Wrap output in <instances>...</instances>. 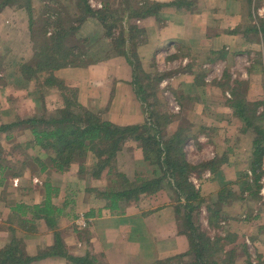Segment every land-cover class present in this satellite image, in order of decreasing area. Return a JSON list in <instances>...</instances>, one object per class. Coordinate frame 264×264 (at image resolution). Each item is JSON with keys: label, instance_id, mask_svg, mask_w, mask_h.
Wrapping results in <instances>:
<instances>
[{"label": "crops", "instance_id": "crops-1", "mask_svg": "<svg viewBox=\"0 0 264 264\" xmlns=\"http://www.w3.org/2000/svg\"><path fill=\"white\" fill-rule=\"evenodd\" d=\"M34 1L38 0H32L33 12ZM152 1L171 4L176 0ZM180 1L182 6L161 11L159 20L149 17L140 21V28L146 31L147 39L139 51L146 61L142 60L149 62L150 66L167 62L178 68L170 80L175 94L173 97L177 106L183 111L188 110L190 124L186 128L194 133H197L194 129L199 127L200 130L194 139L196 150L200 153L193 151L196 154L192 155L194 160L188 158L191 164L213 160L218 163L214 172L206 169L197 173L198 187H201L204 200L202 214L206 216L205 225H208L209 209L217 203L221 221L230 223L231 231L236 233L233 234L234 239L238 237L240 241L252 242L254 257L264 264V201L253 199L254 195L258 196L254 188L248 186L249 193L241 190L245 185L246 172L252 168L254 139L251 140L244 130V123L235 117L232 107L235 99L243 108L249 106L252 109L254 103L257 104V112L264 104V0ZM42 3L40 11L46 13L49 0H42ZM4 14L16 17L17 25L10 42L27 59L20 62L29 61L34 57L29 35L30 18L26 24L24 12L11 8L3 10ZM97 23L90 19L82 30L86 32L91 25L92 33L96 31ZM5 66L0 61V126L38 114L41 105V96L35 84H28L26 88L1 84L7 80ZM98 69V66L78 69V74L77 70L62 69L55 75L69 86L79 88L80 101L85 104V98L92 102L107 95L106 87L109 85L107 81L97 79ZM81 72L88 84L80 81L84 78L80 76ZM122 89L119 84L112 87L108 103L112 100L114 104V93H123ZM184 98L188 102L185 106ZM45 105L50 111L61 109L62 97L51 90L46 95ZM20 135L27 141L32 139L29 131L17 135L13 143H7L3 138L4 150L6 145L11 147L26 143L21 142L24 140L22 137L19 139ZM207 138L209 146L213 144L217 151H204ZM218 144L222 148L218 149ZM201 152L203 154L199 157ZM28 157L29 154L14 157L10 153L5 156L10 166L0 172V251L17 241L29 257H35L55 245L54 231L44 220L32 221L30 213L22 216L16 212L22 205L32 207L42 204L47 195L46 185L50 184L58 191L52 202L58 210H62L56 230L61 234L68 255L83 257L88 253L102 264H156L189 252V238L180 234L175 210L178 203H173L169 195L158 193L150 199L143 196L137 204L126 206L124 212L114 213L106 209L104 201L96 197H90L88 201L84 194H80L82 203L76 205L81 213L77 214L75 196H71L85 184L79 179V165H73L64 174L49 171L32 174L22 163ZM14 173L17 175L14 176ZM225 191V196L219 195ZM91 212L94 217L87 220L83 214ZM238 214L250 218V222L238 223L242 218ZM81 218L86 219L85 228L79 226ZM32 264L69 263L64 257L55 256ZM236 264H246L245 259L238 258Z\"/></svg>", "mask_w": 264, "mask_h": 264}, {"label": "trees", "instance_id": "trees-1", "mask_svg": "<svg viewBox=\"0 0 264 264\" xmlns=\"http://www.w3.org/2000/svg\"><path fill=\"white\" fill-rule=\"evenodd\" d=\"M78 1L76 6L81 11V16L77 20H70L69 17L65 20L62 14L49 8L50 4L47 6V12L44 14L46 20H43L41 28L36 30L33 23L30 26L34 58L22 66L20 74L38 88L41 96L40 112L0 126V172L10 166L5 156L8 157L11 152H5L3 137L7 143H13L17 135L29 131L32 137L30 142L15 144L13 150L33 153V156L22 162L32 174L48 171L64 174L69 172L73 165H79L81 175L89 173L94 180L103 179L114 184L113 190L110 189L108 193L102 194L104 199L109 201L106 209L114 213L123 210L124 206L128 208L132 204H137L143 195H155L164 188L171 190L172 196H175V201L178 203L176 213L180 234L188 236L190 249L184 255L156 264H236L238 255L235 250H227L230 242H234L233 238L212 237L195 221V214L201 212L204 200L200 190L191 182L190 176L193 173L200 174L206 169L214 172L218 163L213 160L198 166L190 164L185 154L188 133L184 134L182 130L174 134L167 132V127L172 122V114L158 112L157 104L160 105L161 101L157 98L158 93L149 92L153 89V83L159 85L162 78L153 79L146 74L141 76L142 67L137 48L141 43L138 39L142 37L144 31L137 25L128 24V19L134 17L139 19L155 17L159 20L161 11L180 6L181 1L161 4L145 0L144 8L135 10L128 0H122L120 9L114 11L107 10V2H104L105 10L102 11L92 9L89 0ZM7 7L26 9L32 17L34 16L32 0H0V11ZM89 17L99 19L108 30L109 37L113 35L111 27H119L115 50L133 67L134 91L138 100L144 104V112L147 115L144 123L120 126L104 120L98 113L85 109L80 104L78 89L70 87L66 81L56 77L58 70L87 66L84 60L87 53L85 54L82 48L84 44L82 42L85 41L77 40L76 36ZM109 21L115 26H110ZM51 90L58 92L63 100V108L54 113L49 112L45 105L46 95ZM232 104L235 117L245 123L247 128H253L256 134L254 160L251 166L255 173V188L259 192L263 176L261 169L264 157V114H257L258 105L255 103L252 109L249 106L243 108L238 99ZM129 141L139 143L138 149L142 152L140 155L143 159L139 165L145 166L148 173L143 176L136 171L134 182L118 170V155L124 152ZM90 155L94 157V163L88 166ZM12 168L17 169L14 166ZM13 175L16 176L17 173ZM46 192L42 204L32 207L22 205L16 209V212L22 216L30 213L32 221L44 220L50 230L54 231L55 245L35 257H29L16 241L13 246L0 251V264H32L34 261L55 256L64 257L69 264H102L88 253L83 257L67 254L61 234L56 230L57 219L62 210H58L52 203L58 191L47 184ZM220 212L218 204L209 209L208 221L213 228L221 221ZM84 216L89 220L94 217V213ZM241 247H246L245 242L241 243ZM243 250L247 264H252L248 251L246 248ZM219 254H223L225 258L216 260L214 257ZM188 256L192 257L190 263L186 262Z\"/></svg>", "mask_w": 264, "mask_h": 264}, {"label": "rangeland", "instance_id": "rangeland-1", "mask_svg": "<svg viewBox=\"0 0 264 264\" xmlns=\"http://www.w3.org/2000/svg\"><path fill=\"white\" fill-rule=\"evenodd\" d=\"M77 1L78 0H49V4H51V6L49 8H52L54 12L57 11L59 14H62V17L65 18V20H68L67 17H69L70 20H77L81 16V11L78 10V8L76 6ZM144 1L145 0H128L130 6L135 10H140V9L144 8ZM148 1L149 2H156V1H152V0H148ZM177 1H180V0H176L175 2H177ZM104 2L108 3L107 10L111 9L113 11L116 9H120L119 5L122 4V0H89V4H90L91 8L94 10L104 11L105 10ZM41 6H43L42 0L41 1H39V0L34 1L35 9L33 12V14H34L33 17L30 15L28 10L23 9V8L7 7V9L11 8V9H15V10H21L25 14L24 15L25 16V23L27 24L26 20L29 21V18H30V22H29L30 24L29 25L31 26V24L33 23V25H35L36 30H39L42 26L43 20H46L45 19L46 16H44L45 13H42V11H40ZM180 6H182V2H180ZM177 7H179V6H177ZM5 9H3V10H5ZM3 10L0 11V61L3 64H6V66H5L6 67V73L5 72L4 73L6 75L7 80H6V82L4 81V83H6L7 86L12 85V87H14V88H16V87L26 88V87H28V84H34V83H30V82L26 81L25 79H23V77L20 74L21 68L27 62L32 61V59L34 57H32L31 59L29 58V61H27V62H25V61L20 62L22 60H27V59H26V57H24L23 55L18 53L16 46L13 44V42H10L12 36L14 35V32H13L15 30L14 27L17 25L16 17L13 15H7V14L2 15ZM90 19H94V20L98 21V23H97L98 27L96 28V31H93L91 33V31H90L91 25H89L88 28L85 30L86 32H84L82 30L83 25ZM141 20H144V19H139L137 17H134L132 19H128V24L137 25L140 28L141 25L139 23ZM125 22H126V20H125ZM109 24H110V26L114 25L111 21H109ZM83 25L81 26L79 32L77 33L76 39L81 41V42L85 41V42H82V43H84L82 48H83L85 54L87 53V57L84 59L86 61L87 66L69 67V68H64V69H70V70H73L74 72L77 70L76 72L78 74L79 73L78 69L84 70V69L92 68L94 66H98L100 69H98L97 79L101 80L103 82L107 81L106 83H108L107 85H109V86L106 87L107 95L104 94L99 99H95V101L93 100L92 102H89L88 98L87 99L85 98V100H84L85 104H83L80 101V97H79L80 104H82L85 109H88V110H91L92 112L98 113L104 120L111 121L112 123H115V124L120 125V126H128V125L130 126V125H136V124L144 123V121L147 118V115L144 112V109H145L144 104L138 100V97L134 91V87L132 84V83H134V80H135L133 67L129 64L128 60L125 57L120 56L118 54V52L115 50V48H116L115 39L118 38V36H119V31H120L119 27H117L115 25H114L115 27H111L113 35H112V37H109L108 36V30L103 26L102 22L97 18L89 17L83 23ZM140 29H142V28H140ZM142 30L144 31V29H142ZM84 33H88V35H85ZM27 34H29V33H27ZM29 35H30V40L32 42V47L34 50V43L32 41V33H30ZM146 39H147L146 31H144L142 34V37H140L138 39L141 43L139 44V46L137 48V55L139 57L141 67H142L141 68L142 69L141 76L143 77V75L146 74V75L151 76L153 79L155 77L156 78H162L159 85L155 84L156 82L153 83V85H154L152 87L153 89L149 92L154 93V91L155 92L157 91V93H158L157 98H158V100H161L160 105H158L156 103L158 112H160V113L170 112L172 114V122L168 125L167 132L170 134H174L176 131L178 132V130H182V132H185L184 134L188 133L187 134L188 139H187L186 145H185V154H186L187 161L191 164L189 159L191 160V158H192V160H194L192 157V155H196V154H194V152L200 153V151L196 150V148H197V146L195 144L196 140H194L195 138H197V134H199L198 132H200V130L198 127L197 129H194V130H196L195 132H197V133H194L193 130H188L186 128V126H188V124H190L189 123L190 121L188 119L189 118V113L187 112L188 110L183 111L182 108L177 106V102L175 101V98L173 97L175 94L172 91L173 88H171V86H170V80L173 78V75L176 72H178V68L175 69L176 66L174 64H167V62H164L162 64H156L154 66H150L149 62H144L146 60L144 58H142L141 51H139V50H141V47L146 42ZM184 53H186V51ZM167 58H170V57H167ZM164 60H165V58H164ZM58 71H60V70H58ZM80 76L84 77V73H82ZM85 79L86 78L84 77V78H81V80L80 79L79 80L81 82H83V84H88V82H86ZM118 84L120 86H122L123 93L121 91L120 92L118 91L119 95H118V92L114 93V94H116V100H115L114 104L112 103V100L110 103H108V101H109L108 98L111 94V88L112 87L114 88V86L116 87V85H118ZM154 88H155V90H154ZM76 89H78V91H79V88H76ZM108 93H109V95H108ZM79 95H80V93H79ZM114 97L115 96L113 95V98ZM152 100H154V98H152ZM184 100H185V98L183 99V101ZM187 103L188 102L184 101L183 105L185 106V104H187ZM47 110H48V108H47ZM48 111L51 113L56 112V110H54V111L48 110ZM258 113L264 114V104L261 105V109L259 110V112H257V114ZM194 126L196 128V125L193 124V128H194ZM245 129H246V132L248 133L249 137L251 138V140L256 138V134H255L253 128H247L246 124L244 123V130ZM191 132H193L194 134H191ZM21 137H22V140H24V141L20 140L21 142H23V143L24 142H26V143L30 142V140L27 141V139L24 138L22 135L19 136V139ZM200 137H201V135H200ZM211 137L215 138L214 135ZM207 139L208 140L204 145L206 147L204 149V151L208 150L209 153L217 151L216 147L213 144H211V146H209V143H208L209 138H207ZM26 143H24V144H26ZM218 145H219L218 149L222 148L221 144H218ZM8 147L9 146L6 145L7 149L5 152L13 153L14 157L15 156L16 157L26 156L25 154H29V156H31L30 154H33L29 151L28 152H24V151H20V150L14 151L13 148L15 147V145H12L9 148ZM138 148H139V143L134 142V141H129L126 144V149L124 150V152H121L117 158L118 170L121 173L125 174L128 177V179H130L131 182H134V177H135L136 171L139 172L140 174H142L143 176L148 174L147 168L145 166L143 167L142 165H139L143 159L140 155V153H142V152ZM202 154L203 153L201 152L199 157H201ZM42 157H43V155H42ZM214 159H216V157ZM90 161H92V163H90ZM88 163L91 165L94 163V157L92 155H90ZM137 166H139V168H137ZM195 166H198V165H195ZM249 170H252V168L251 169L249 168L248 171ZM248 171L246 172L247 176L245 175L247 178L245 177L244 188L241 189L243 192H248V186L251 188H254L256 190L255 184H254V178L252 181L249 180ZM254 176H255V173H254ZM79 179H82L85 182V184H82L80 187V188H83L84 190L78 188V191H75V193H74L75 195L71 196L73 198L75 196L74 201L76 203L74 202V204H75L74 206H76V209L78 208L76 210L77 214L81 213L79 206L76 205V204L82 203V201H81L82 198L79 199L80 194H84L85 200L87 199L89 201L90 197H96L97 200L104 201L106 205L109 204V201L104 199L102 194L108 193L110 191V189L113 190L114 184L110 183L109 181L103 180V179L94 180L89 173L81 175V177H79ZM89 180H91V182H88ZM190 180L196 186L197 189L199 188L198 190L201 189V187H198L199 183L197 181V173H193L190 176ZM246 182H248V183H246ZM261 189H262V185L260 187L259 192L258 191L255 192L258 194V196L254 195L253 199H256V200L259 199V201H261V200L264 201V195L262 194ZM72 192H74V190ZM200 192H201V190H200ZM158 193L159 194L163 193V194L169 195L170 198L172 199V202L175 204L177 203L175 201V196L171 197V195L173 194V193H171V190L164 188L163 190L159 191ZM259 193L261 195H259ZM100 194H101V196H100ZM223 194L225 196L226 191L219 193V195H223ZM69 196H70V194H69ZM143 196H145L147 199H150V198H152L153 195H143ZM243 199H245V198H243ZM248 199H251V198H248ZM215 200H217V199H215ZM125 207L126 206H124V209L122 210L123 212L126 210ZM202 213L203 212L201 209V212L199 214H195V216H196L195 221H196L197 225L204 228V230L206 229V231L209 232L212 237L219 236L223 239H226L227 237L233 238L234 242H230V245L228 246L227 250H235L234 252L238 255V258L245 259L246 264H247V257L244 253L243 248L244 249L246 248L249 255H250V253L252 254V255H250V257H251L250 261L252 264H260L261 263V262L259 263V260L256 259V257H254L255 255H253L254 254V246L252 245V242H248V240H247L246 242H247L248 246L241 247V243L245 242V240L240 241L239 239H237L238 237L236 239H234L233 234H236V233L231 231L230 223H226L225 220H222L221 222L218 223V225L216 227L213 228L212 226L209 225V221H208V225L207 224L205 225L204 218L206 219V216L203 215ZM83 215H85V214H83ZM238 215L240 217L242 216L240 221H237L238 223L243 224V223H241V221L250 222V218L249 219L245 218L244 215H242V214H238ZM80 217H82V215ZM232 224H234V222H232ZM245 227H246V224H244L243 228H245ZM246 242H245V244H246ZM238 247H239V250L237 252ZM188 258L189 259L186 260V262L190 263L192 261V257L189 256ZM214 258L216 260H221V259H224L225 257L223 254H219V255H216Z\"/></svg>", "mask_w": 264, "mask_h": 264}, {"label": "built area", "instance_id": "built-area-1", "mask_svg": "<svg viewBox=\"0 0 264 264\" xmlns=\"http://www.w3.org/2000/svg\"><path fill=\"white\" fill-rule=\"evenodd\" d=\"M261 172L264 174V157H263V161H262V169H261ZM248 178H249L250 181L253 180V178H254V172L252 170H249L248 171ZM260 184L262 185L261 191H262V194L264 195V175L262 176V179L260 181ZM80 220H81V222H80V225L79 226L81 228H85L86 227V224H87L86 223V219L81 218Z\"/></svg>", "mask_w": 264, "mask_h": 264}]
</instances>
